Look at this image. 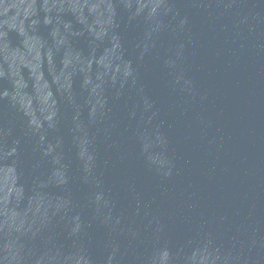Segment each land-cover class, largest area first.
Here are the masks:
<instances>
[{
	"label": "water",
	"instance_id": "obj_1",
	"mask_svg": "<svg viewBox=\"0 0 264 264\" xmlns=\"http://www.w3.org/2000/svg\"><path fill=\"white\" fill-rule=\"evenodd\" d=\"M0 264H264V0H0Z\"/></svg>",
	"mask_w": 264,
	"mask_h": 264
}]
</instances>
